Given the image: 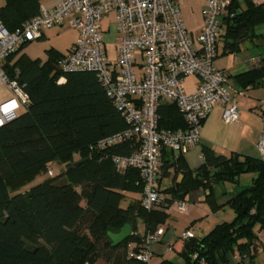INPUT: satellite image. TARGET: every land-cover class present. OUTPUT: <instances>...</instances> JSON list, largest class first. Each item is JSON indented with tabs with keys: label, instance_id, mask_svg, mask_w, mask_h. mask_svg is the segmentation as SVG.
Listing matches in <instances>:
<instances>
[{
	"label": "trees",
	"instance_id": "1",
	"mask_svg": "<svg viewBox=\"0 0 264 264\" xmlns=\"http://www.w3.org/2000/svg\"><path fill=\"white\" fill-rule=\"evenodd\" d=\"M40 1L5 0L0 6L2 24L8 31L22 27L39 13ZM259 22H264V2L245 0L241 9L232 0L223 26L236 40ZM27 44L3 62L10 76L17 71L29 102L0 127V264H96L100 259L106 264H145L129 255V243L133 251L141 249L147 234L166 222L172 204L185 201L191 192L202 190L212 210L222 207L214 185L237 184L244 172L254 176L248 187L226 202L233 218L204 235L192 232L182 239L178 261L162 258L156 264H236L233 256L247 258L243 251L264 248V159L260 155H216L203 146L201 165L190 170L182 155L175 157L164 149L162 176L168 177L173 168L181 179L161 188L164 199L146 209L139 169L118 168L112 161L113 156L136 152L139 143L128 138L104 148L95 146L129 127L96 72L60 70L64 53L51 47L44 59L30 57L21 52ZM262 76L264 66L249 71L242 80L254 85ZM157 113L158 128L185 127L175 103L161 102ZM52 163L63 167L58 176L53 173L21 191L37 175L48 172ZM126 192L141 197L122 206ZM125 223L131 225L130 236L112 246L107 232H118Z\"/></svg>",
	"mask_w": 264,
	"mask_h": 264
},
{
	"label": "built area",
	"instance_id": "2",
	"mask_svg": "<svg viewBox=\"0 0 264 264\" xmlns=\"http://www.w3.org/2000/svg\"><path fill=\"white\" fill-rule=\"evenodd\" d=\"M202 1V28L196 38L185 28L177 0H58L51 10L40 7L36 16L14 31H8L0 19V86L10 93L0 100V127L15 119L29 102L17 71L10 76L3 62L23 44L39 39L44 29L62 25L76 29L78 37L59 60V69L96 72L129 127L101 139L95 146L104 148L128 138L139 143L136 152L113 156L112 161L118 168L139 169L142 204L150 209L165 197L158 182L162 151L169 150L177 157L195 146L200 141L202 123L215 105L222 107L225 123H235L239 118L236 99L226 87L228 79L215 65L226 8L232 0ZM111 12L117 22L114 59L108 58L102 30V20ZM189 76L197 77L198 83L187 92L184 80ZM161 102L177 105L184 128H158ZM260 118L264 126V113ZM257 148L264 159V127ZM48 173L53 171L49 169ZM171 207L181 213L188 211L186 201H175ZM163 234V226L147 234L138 251H133L129 243V255L151 264L152 246ZM192 235L186 229L181 239ZM164 249L170 251L172 247L166 243ZM233 260L236 264H252L239 256H233Z\"/></svg>",
	"mask_w": 264,
	"mask_h": 264
},
{
	"label": "crops",
	"instance_id": "3",
	"mask_svg": "<svg viewBox=\"0 0 264 264\" xmlns=\"http://www.w3.org/2000/svg\"><path fill=\"white\" fill-rule=\"evenodd\" d=\"M252 1L255 3L264 2V0ZM57 3L58 0H41L40 7L51 10ZM177 3L180 7L185 28L191 37L196 38L202 28L201 9L203 1L177 0ZM235 3H238L241 9H245V0H235ZM70 18V16L66 18V21ZM191 18H193V20ZM260 25H264V22L256 23L253 28L243 32L236 40L227 35L225 26L222 27L217 44L215 65L225 73L228 79L226 87L228 92L236 99L239 108V118L235 123H225L222 119V107L220 105H215L213 107L202 123L200 141L182 155L186 166L190 170H195L201 165L203 161V146L210 147L216 155H228L231 152L255 157L259 155L257 143L262 127H264L262 126L260 118V115L264 113V76L254 85L245 83V79L242 80V78L249 71L264 66V28H257ZM50 29L52 28L44 29L40 38L47 39V32L50 31ZM72 30L74 31V35L68 50L78 37V31L73 28ZM21 52L32 57L28 45H25L21 49ZM67 52L62 53L66 55ZM113 52L115 53V44L113 46ZM197 83V77L189 76L184 80V88L187 92L192 91ZM253 176L254 174L251 175L250 183ZM180 179V173L174 172L173 168H170V175L168 177L162 176V161L159 163V184L162 189L169 187L174 180L178 181ZM245 180H247V178H245ZM222 183L226 184L228 182ZM246 186L248 187L249 185L240 186L237 183L236 186L231 187L228 191L226 188L222 195H215L217 203L225 205L233 195L245 189ZM140 197L141 193L126 192L124 206ZM188 197L192 203V208H188L186 213H180L185 215L184 217H188L189 221H185L184 218L178 219L173 215V213H175L174 211L177 210L170 207L168 210V219L163 224L164 234L161 237V241L153 246L155 249L154 254L160 253V255H162L165 249L161 251L160 246H165L166 243H169L172 247L171 250H174L177 255L183 246V240L181 239L182 232L185 229H190L192 226L194 227L196 225L195 222L202 218L200 217L202 215L197 212L198 209L195 203L204 201V192L202 190L191 192L186 197V203L190 202L187 200ZM212 217V214H207L205 220L208 221ZM212 227H210V229ZM138 228L139 230H143V224L138 223ZM210 229H208V231ZM194 234L198 235L196 233ZM244 255L248 259H251L253 264H264V248L260 246L253 253L249 250L243 251L242 256ZM162 258L163 257L158 259L154 264L159 262ZM96 264L106 263L100 259Z\"/></svg>",
	"mask_w": 264,
	"mask_h": 264
},
{
	"label": "rangeland",
	"instance_id": "4",
	"mask_svg": "<svg viewBox=\"0 0 264 264\" xmlns=\"http://www.w3.org/2000/svg\"><path fill=\"white\" fill-rule=\"evenodd\" d=\"M4 3L5 0H0V6H2ZM191 19L193 20V18ZM257 28H264V25H260ZM102 30L104 34V41L107 49L108 58L114 59L115 53L113 52V46L115 44V37L117 34V22H116V15L114 12H111L104 17V19L102 20ZM47 35H48L47 39L44 38L35 39L27 44L29 46V50L32 57H40L44 59L46 57V49H49L51 47L56 50H59L60 52H67L68 47L70 46L74 35V31L72 30V28H69L65 25L55 26L52 27V29H50V31L47 32ZM9 94L10 93L6 87L0 86V99L9 96ZM50 169L53 171L54 175L56 176H58L63 171V167L57 165L56 163H52L50 165ZM251 175L252 174L250 172H244L240 174L238 185L240 186L250 185L249 183H250ZM49 176L50 174L47 171L45 173L37 175L30 183H28L26 186L21 188V191L25 189H29L31 186L43 181L44 179H47ZM245 178H247V180H245ZM233 186H236V184L235 185L228 183L224 184L222 182L217 183L214 185V192H215L214 194L222 195L226 188L228 191ZM187 200L190 201V198L188 197ZM195 204L197 205V209H198L197 212L202 215L200 216L202 218H200V220L195 222L196 225L194 227L193 226L190 227V230L198 235L206 234L208 229L216 225V223H220L222 221H230L233 218L232 210L227 204L215 210H212L205 201L197 202ZM121 205L122 206L125 205V199L122 200ZM187 205L188 208H192L191 201L188 202ZM174 212L175 213H173V215L176 216L178 219L184 218L185 221L187 222L189 221L188 217H184L185 215L181 214L178 211H174ZM207 214L213 215V217L208 221L205 220ZM164 247L165 246L161 245L160 250L163 251ZM162 253H163L162 255H160V253L154 254L150 260V263L151 264L155 263L161 257L170 258L174 261H178V257L174 250L164 251Z\"/></svg>",
	"mask_w": 264,
	"mask_h": 264
},
{
	"label": "water",
	"instance_id": "5",
	"mask_svg": "<svg viewBox=\"0 0 264 264\" xmlns=\"http://www.w3.org/2000/svg\"><path fill=\"white\" fill-rule=\"evenodd\" d=\"M79 163L76 162L74 164ZM132 228L129 223H125L118 232H107V235L111 241L112 246H117L127 239L131 234Z\"/></svg>",
	"mask_w": 264,
	"mask_h": 264
}]
</instances>
